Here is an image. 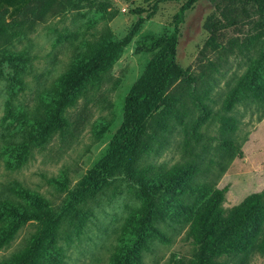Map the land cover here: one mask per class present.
Here are the masks:
<instances>
[{
  "label": "rangeland",
  "instance_id": "1",
  "mask_svg": "<svg viewBox=\"0 0 264 264\" xmlns=\"http://www.w3.org/2000/svg\"><path fill=\"white\" fill-rule=\"evenodd\" d=\"M29 0H0V10L8 9L6 21L15 17ZM187 0H93L90 7L80 3L79 10H69L44 23L35 24L33 30L17 42L13 50L24 51L30 58L22 77L23 89L10 96L7 82L2 78L10 74L9 66L0 67V194L13 182L34 191L52 206L59 205L66 190L58 191L49 178L64 175L68 189L85 174L105 151L122 121L124 99L150 58V54L136 50L135 42L147 35H175L174 61L181 70V80L174 87L179 103L176 106L183 114L182 124L187 132L198 123L204 114L193 104L199 99L208 110V116L199 124L200 139L195 144L190 138L193 158L183 149L184 134L180 125H173L163 133L161 145L152 146V151L140 159L142 165H153L165 171L175 164L194 161L199 168V182L226 188L221 204L229 209L252 193L264 192V101L242 95L244 85L252 86L261 77L264 67V47L261 39L254 40L258 29L254 22L258 16L252 13L250 2L236 3L232 7L230 27L220 30L213 45L207 44L208 34L203 24L208 17L219 19L222 0H195L175 16ZM98 4H107L106 15L97 12ZM153 6L154 9H153ZM141 9V15L132 13ZM12 14L10 18L9 15ZM138 19L140 28L112 65L108 77L100 88L89 89L78 97L75 106L67 112L70 120L69 133H55L41 147L31 149L26 162L14 168L8 165L5 145L16 141L13 127L19 115L5 118V107L14 112L30 110L35 97L57 77L64 74L73 60V55L84 48L103 27L108 28L116 40H121L132 30ZM254 21V22H253ZM178 22V23H177ZM232 90L239 100L228 112L222 110L226 96ZM242 91V93H241ZM180 104V107H179ZM234 120V130L226 135L220 132L219 118ZM227 139L237 146L240 154L225 158L217 149L219 142ZM220 166L224 167L221 171ZM138 206L133 188L128 182L117 178L95 198L82 206L84 224L79 231L64 234L58 245L62 248V264H106L115 242L118 229ZM169 243L153 241L142 264H173L187 259L192 250L186 237L187 224L167 222L161 226ZM34 230L26 224L15 234L13 240L0 250V258L19 248L22 240ZM72 231L71 228L66 230ZM221 264H264V256L251 255L245 260L237 256L223 257Z\"/></svg>",
  "mask_w": 264,
  "mask_h": 264
},
{
  "label": "trees",
  "instance_id": "2",
  "mask_svg": "<svg viewBox=\"0 0 264 264\" xmlns=\"http://www.w3.org/2000/svg\"><path fill=\"white\" fill-rule=\"evenodd\" d=\"M92 1L29 0L9 21L5 20L8 9L0 10V67L9 66L10 74L2 78L7 82L11 97L23 89L22 77L30 62L24 51L13 50L12 42L23 39L35 24L69 10H79L82 2L90 7ZM194 1L187 0L179 8L175 16L178 22L182 12ZM222 2L224 5L218 11L220 18L208 17L203 24L208 34L207 44L213 45L220 30L230 27V6L250 2L252 13L258 16V20L253 21L258 29L254 40L261 39L264 47V0ZM98 5L97 12L106 15V20L112 19L114 14L107 11L108 5ZM142 12L141 9L132 11L135 15ZM141 22L142 19H138L121 40H116L108 28L103 27L91 41H85L82 51L73 55L68 70L37 93L30 110L21 114L5 107L3 119L19 115L13 127L18 138L5 145L9 166L23 165L31 149L41 147L55 133H69L68 110L89 89L100 88ZM135 45L136 50L151 56L124 99L121 124L105 151L70 189L66 187L64 175L47 180L58 191L66 190L59 205L52 206L43 196L23 188L18 182L8 186L5 195L0 194V250L24 225H34V230L22 240L18 249L0 258V264H62L63 250L58 245L61 234L67 240L69 233L79 231L84 224L82 206L117 178L130 184L138 206L118 229L106 264H142L143 255L149 252L153 241L169 243L161 228L167 222L186 223V237L192 246L187 259L176 260L173 264H221L223 257L237 256L245 260L253 254L264 256V192L249 194L237 205L223 209L221 204L226 188L218 189L213 184L197 181L200 170L194 161L175 164L165 171L140 163L142 156L152 151L153 145H161L163 133H168L175 124L182 127L183 149L196 158L198 154L192 152L190 138L195 144L200 139L196 131L208 116V110L199 99L193 101L204 116L198 118V123L187 132L186 125L181 122L183 114L176 107L178 96L172 91L181 80V70L174 61V34L147 35ZM242 91V95L262 97L264 101V67L261 77L252 86L244 85ZM239 99V94L232 90L226 96L222 110L228 112ZM234 123L232 118L220 116V133L232 132ZM217 149L228 159L238 151L227 139H222ZM223 168L220 166L221 171ZM68 228L72 231L67 232Z\"/></svg>",
  "mask_w": 264,
  "mask_h": 264
},
{
  "label": "crops",
  "instance_id": "3",
  "mask_svg": "<svg viewBox=\"0 0 264 264\" xmlns=\"http://www.w3.org/2000/svg\"><path fill=\"white\" fill-rule=\"evenodd\" d=\"M9 17L11 18L12 17V14H10Z\"/></svg>",
  "mask_w": 264,
  "mask_h": 264
}]
</instances>
